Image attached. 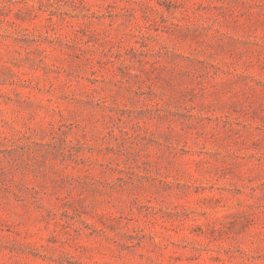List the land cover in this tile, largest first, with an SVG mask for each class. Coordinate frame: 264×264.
Masks as SVG:
<instances>
[{"label":"rangeland","instance_id":"obj_1","mask_svg":"<svg viewBox=\"0 0 264 264\" xmlns=\"http://www.w3.org/2000/svg\"><path fill=\"white\" fill-rule=\"evenodd\" d=\"M0 264H264V0H0Z\"/></svg>","mask_w":264,"mask_h":264}]
</instances>
